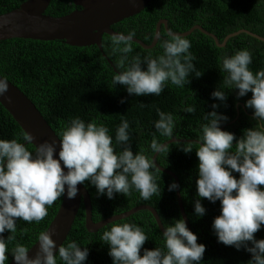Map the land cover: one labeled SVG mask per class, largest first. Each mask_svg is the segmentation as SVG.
<instances>
[{
    "label": "clouds",
    "instance_id": "1",
    "mask_svg": "<svg viewBox=\"0 0 264 264\" xmlns=\"http://www.w3.org/2000/svg\"><path fill=\"white\" fill-rule=\"evenodd\" d=\"M135 36V31L111 36L112 52L120 54L117 67L121 69L113 73L111 88L119 84L130 96L159 97L169 83L180 88L189 84L190 75L196 71L193 63L196 57L190 51L189 39L169 30L168 39L162 44L163 54L153 57L131 55ZM221 59L226 88L237 89L238 98L251 93L244 106L252 110L256 123L237 137L222 130L229 117L216 111L219 104L213 103V110L205 113L197 141L199 147L195 149L198 198L194 201V215L200 218L206 214L200 198L213 204L219 201L220 214L211 226L217 242L250 253L249 264H264V239L254 235L264 227V70L254 73L250 69L253 55L248 49ZM201 75L202 72H197L195 76ZM8 90L7 80L0 78V96H5ZM211 97L221 103L228 98L220 88ZM120 102L125 100L122 98ZM140 106L146 104L141 102ZM156 111L159 119L153 121L154 129L167 139L164 143L152 139L151 157L143 151L133 152L126 118L116 129L115 142L107 126L80 117H73L63 125L58 141L45 140L37 145L28 131H22L17 138L0 139V264H8L7 253H11L15 264H85L89 256L87 247L76 240L57 246L49 230L38 234L31 256L24 244L16 243L11 252L8 248L9 242L16 238L18 220L39 224L56 201L65 196L75 199L80 185L93 186L98 196L109 200L116 194L133 192L139 193L143 201L160 195L157 180L162 172L155 156L169 153L167 141L176 137L179 121L171 112ZM195 111L192 105L182 107L184 113ZM176 143L186 154L194 150L191 141ZM27 145L35 147L30 150ZM178 187L173 181L168 190ZM5 232L9 233L7 237ZM160 239L162 246L144 248L149 238L135 223H115L102 234L112 264H201L206 246L197 242V235L183 218L163 226Z\"/></svg>",
    "mask_w": 264,
    "mask_h": 264
},
{
    "label": "trees",
    "instance_id": "2",
    "mask_svg": "<svg viewBox=\"0 0 264 264\" xmlns=\"http://www.w3.org/2000/svg\"><path fill=\"white\" fill-rule=\"evenodd\" d=\"M26 1L0 0V15L19 8ZM75 9L72 0H51L45 14L58 18ZM160 20H166L168 29L175 33H186L194 26H199L215 36L220 43L240 30H247L264 38V0H152L139 15L114 25L112 29L125 34L135 31L134 38L150 45ZM186 38L191 41L190 51L196 57L193 61L196 71L190 75L189 84L186 83L180 88L169 83L159 97L130 96L119 84L111 88V79L115 72L96 46L72 47L61 41H1L0 77L20 89L32 101L58 138L63 125L69 119L80 117L86 122L94 121L107 126L115 142L116 129L122 119L126 118L130 123L133 152L143 151L151 157L152 139L156 138L161 143L167 139L154 129L153 121L159 119L156 110L171 112L177 116L179 122L175 129L176 137L172 139L181 144L191 141L194 150L186 154L174 142L170 144L169 153L158 155L156 162L178 177L179 191L191 231L197 235V242L206 246L201 264H249L250 253L217 242L211 226L214 218L220 214L219 201L213 204L206 198H200L206 214L200 218L194 215V201L198 198L195 183L198 157L195 149L199 147L197 141L200 126L205 123L203 116L213 110V103L220 105L216 111L229 117L222 124V130L240 137L244 129L255 125L252 110L244 106L245 101L251 98V93L238 98L237 89L226 88V73L221 70V58L225 55L231 56L237 50L248 49L253 55L250 69L254 73L264 70V42L240 33L230 38L225 47L220 48L213 38L199 30L193 31ZM166 39L168 34L162 27L161 38L153 49L145 50L133 43L134 51L131 55H161L162 44ZM102 49L115 69L121 71L117 67L120 54H113L111 37H102ZM197 72H202V75L196 77ZM217 88L226 91V102L221 103L211 97L210 93ZM122 98L124 103L120 102ZM141 102L146 106L141 107ZM184 105L195 106V113L182 112ZM21 132V128L0 104V139L17 138ZM27 146L30 150L34 149L32 145ZM119 150L117 147V151ZM234 175L238 176L236 173ZM173 181L170 176L162 173L157 180L161 194L154 195L148 201L141 200L136 192L132 195L116 194L114 199L109 200L106 196H98L96 189L89 185L86 190L92 201L93 221L100 222L135 207L150 206L157 211L163 226H167L174 220L181 219L176 191L168 190ZM61 202L62 198L56 201L49 208L48 216L39 224L18 220L16 238L8 244L9 252L16 243L32 248L37 242L38 234L48 229ZM117 223H135L142 227L149 238L144 248L151 250L162 246L160 230L150 212L142 210ZM113 224L96 233H88L85 229V211L81 206L63 245L76 240L81 246L87 247L89 256L85 264H112V258L108 255L109 246L103 242L102 234L110 230ZM8 235L9 233H4L5 237ZM254 235L257 239H264V227ZM7 255L9 264L14 259L11 253Z\"/></svg>",
    "mask_w": 264,
    "mask_h": 264
},
{
    "label": "water",
    "instance_id": "3",
    "mask_svg": "<svg viewBox=\"0 0 264 264\" xmlns=\"http://www.w3.org/2000/svg\"><path fill=\"white\" fill-rule=\"evenodd\" d=\"M151 1L72 0L76 9L63 17L57 18L45 14L51 0H27L19 8L0 15V42L10 39H23L41 42L61 41L72 47L96 46L111 65L113 71L118 72L103 53L102 37L104 35L111 37L113 33H117L112 29L114 25L139 15ZM162 27L168 34L167 21L160 20L156 25L155 34L150 45H146L138 38H133V43L138 44L145 50L153 49L161 38ZM195 30H199L213 38L220 48L225 47L230 38L240 33H245L264 42V38L247 30L230 34L222 43L199 26H194L189 32L179 34L187 37ZM8 84L9 90L5 96H0V104L21 130L31 133L35 137L34 144L37 145L45 140L55 139L58 141L59 138L32 101L16 86L10 82ZM174 142H176V139H172L167 143ZM32 146L35 147V145ZM157 156H155V160ZM160 168L163 174L170 176L179 185L178 177L173 172ZM79 187L80 192L75 199L69 200L66 196L62 197L58 212L47 229L52 233V238L56 241L57 246L63 245L67 240L81 206L85 211V229L88 233H96L103 227L124 220L142 210L150 212L160 232L163 230V224L157 211L150 206L135 207L125 213L109 217L100 222H94L89 192L83 185ZM175 191L181 218L186 221L187 227L190 229V222L185 213L179 187ZM35 250L36 243L30 248L29 255H33ZM9 264H15V261L13 260Z\"/></svg>",
    "mask_w": 264,
    "mask_h": 264
},
{
    "label": "bare ground",
    "instance_id": "4",
    "mask_svg": "<svg viewBox=\"0 0 264 264\" xmlns=\"http://www.w3.org/2000/svg\"><path fill=\"white\" fill-rule=\"evenodd\" d=\"M196 41V40H195ZM218 69V68H217ZM211 94V93H210ZM141 214V213H140ZM117 223V222H116Z\"/></svg>",
    "mask_w": 264,
    "mask_h": 264
}]
</instances>
